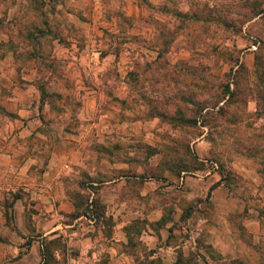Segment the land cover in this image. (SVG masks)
<instances>
[{
    "label": "rangeland",
    "instance_id": "1",
    "mask_svg": "<svg viewBox=\"0 0 264 264\" xmlns=\"http://www.w3.org/2000/svg\"><path fill=\"white\" fill-rule=\"evenodd\" d=\"M0 132L71 192L127 182L189 264L211 230L264 264V0H0Z\"/></svg>",
    "mask_w": 264,
    "mask_h": 264
},
{
    "label": "crops",
    "instance_id": "2",
    "mask_svg": "<svg viewBox=\"0 0 264 264\" xmlns=\"http://www.w3.org/2000/svg\"><path fill=\"white\" fill-rule=\"evenodd\" d=\"M11 134L0 132V264H186L190 246L173 239L180 229L160 232L151 226L156 219L139 221L124 207L127 182L86 184L71 192L53 159L39 175L32 172L34 158L15 164ZM111 202L123 205L115 209ZM210 234L213 242L198 246L201 258L216 264L214 247L221 257L231 250L237 258L227 239L216 230Z\"/></svg>",
    "mask_w": 264,
    "mask_h": 264
},
{
    "label": "trees",
    "instance_id": "3",
    "mask_svg": "<svg viewBox=\"0 0 264 264\" xmlns=\"http://www.w3.org/2000/svg\"><path fill=\"white\" fill-rule=\"evenodd\" d=\"M191 121V120H190ZM194 121H195V118H194ZM186 264H188V259L186 260Z\"/></svg>",
    "mask_w": 264,
    "mask_h": 264
}]
</instances>
